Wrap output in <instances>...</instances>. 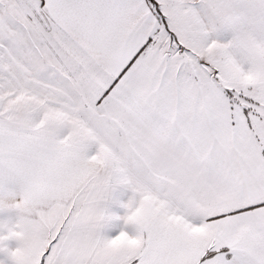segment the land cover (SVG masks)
Instances as JSON below:
<instances>
[{
	"label": "snow or ice",
	"instance_id": "snow-or-ice-1",
	"mask_svg": "<svg viewBox=\"0 0 264 264\" xmlns=\"http://www.w3.org/2000/svg\"><path fill=\"white\" fill-rule=\"evenodd\" d=\"M0 264H264V0H0Z\"/></svg>",
	"mask_w": 264,
	"mask_h": 264
}]
</instances>
